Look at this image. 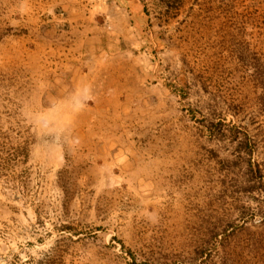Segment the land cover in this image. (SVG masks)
Returning <instances> with one entry per match:
<instances>
[{"label": "rangeland", "instance_id": "1", "mask_svg": "<svg viewBox=\"0 0 264 264\" xmlns=\"http://www.w3.org/2000/svg\"><path fill=\"white\" fill-rule=\"evenodd\" d=\"M76 1L0 0V264H264V0Z\"/></svg>", "mask_w": 264, "mask_h": 264}, {"label": "crops", "instance_id": "2", "mask_svg": "<svg viewBox=\"0 0 264 264\" xmlns=\"http://www.w3.org/2000/svg\"><path fill=\"white\" fill-rule=\"evenodd\" d=\"M92 1L95 3V10L98 11L100 8L104 11L105 7L109 6L111 9H113L114 14L108 16L106 21V24L108 22V25H106L103 24L102 20L98 21L94 19V15L89 17L84 16L83 11L86 9L88 5L87 3H82L78 0L72 4L75 5L76 8L78 7L80 9V11H78L80 13H77L76 9H74L72 6V14L66 19V21L70 23L72 33L74 35H78L79 37L85 36L92 38V40H90L92 43L88 42V46H82V52H119L124 47V39L122 40L118 38V40L113 42L114 37H121L123 35L121 32H118L117 29L132 28L131 18H133V27H136V24H138L135 20L137 13L143 15L142 9H144V6L142 2L140 0H114L113 2H106V0ZM111 9H109L110 12ZM144 15H146V12H144ZM86 47H88V50H86ZM78 50H80V48ZM70 69L73 74L72 79L74 81L79 80V78L85 75V69L83 67Z\"/></svg>", "mask_w": 264, "mask_h": 264}]
</instances>
